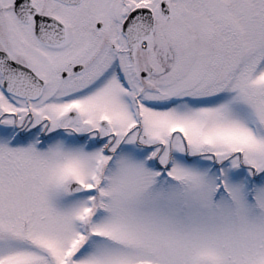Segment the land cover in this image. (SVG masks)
I'll use <instances>...</instances> for the list:
<instances>
[{"label": "snow or ice", "instance_id": "obj_1", "mask_svg": "<svg viewBox=\"0 0 264 264\" xmlns=\"http://www.w3.org/2000/svg\"><path fill=\"white\" fill-rule=\"evenodd\" d=\"M0 264H264V0H0Z\"/></svg>", "mask_w": 264, "mask_h": 264}]
</instances>
